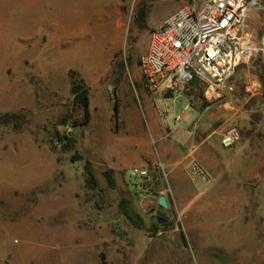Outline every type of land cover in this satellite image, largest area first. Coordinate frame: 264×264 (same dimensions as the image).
Masks as SVG:
<instances>
[{
    "label": "rangeland",
    "instance_id": "obj_1",
    "mask_svg": "<svg viewBox=\"0 0 264 264\" xmlns=\"http://www.w3.org/2000/svg\"><path fill=\"white\" fill-rule=\"evenodd\" d=\"M185 4L0 0V264H264L251 200L244 218L229 209L209 218L206 203L198 201L203 218L192 234L159 163L112 169L113 184L104 175L118 147L129 146V136L143 128L142 95L151 93L138 56L152 29ZM245 35L262 48L264 0L248 11ZM71 75L88 88L84 124ZM263 75L259 50L228 78L233 90L223 99L208 103L191 85L171 99L174 112L185 117L192 104L209 106L223 135L231 128L251 130L255 121L254 141L264 154ZM186 177L197 185L187 170ZM210 180L200 181L206 186ZM161 194L169 199L166 208L157 203ZM156 210L166 222H157ZM217 241L223 248L211 249Z\"/></svg>",
    "mask_w": 264,
    "mask_h": 264
},
{
    "label": "crops",
    "instance_id": "obj_2",
    "mask_svg": "<svg viewBox=\"0 0 264 264\" xmlns=\"http://www.w3.org/2000/svg\"><path fill=\"white\" fill-rule=\"evenodd\" d=\"M149 95H142V130L129 136V146L118 147L110 168L116 172L130 171L133 166H146L148 161L159 163L162 173L170 180L171 199L179 203L192 234L198 232L196 223L203 218L198 217V210L203 207L198 201L206 203L205 216L209 218L223 217V211L227 209L242 214L244 218L251 200L255 232L263 235L257 241L264 245V215L260 214L261 209L264 214V154L254 141L259 124L252 121L247 126H251V130H242L235 146L223 147L220 143L223 123L214 126L215 121L207 112L209 106L200 109L198 104H192L188 108L192 110L190 115L183 117L175 114L171 98L160 94ZM162 110L169 112L165 119L160 116ZM173 114L180 116L179 119L174 120ZM192 158L208 170L212 179L206 186L198 181L192 187L187 180L186 169ZM245 170L251 173L246 174ZM190 193L192 196L186 197ZM166 200L169 203L167 197ZM223 200L226 201L225 207L216 204L218 201L223 203ZM215 224L221 225V220ZM217 242L212 244L211 249L223 248V241Z\"/></svg>",
    "mask_w": 264,
    "mask_h": 264
},
{
    "label": "built area",
    "instance_id": "obj_3",
    "mask_svg": "<svg viewBox=\"0 0 264 264\" xmlns=\"http://www.w3.org/2000/svg\"><path fill=\"white\" fill-rule=\"evenodd\" d=\"M185 1L150 32L148 45L138 56L141 78L152 94L175 99L191 85H198L204 101H219L233 90L227 81L234 70L259 50L264 53L263 44L258 48L245 35L246 15L257 0ZM168 115V111H160L163 119ZM172 118L179 116L173 114ZM239 138L238 129L231 128L220 143L227 147ZM186 170L193 181L211 178L195 158Z\"/></svg>",
    "mask_w": 264,
    "mask_h": 264
},
{
    "label": "trees",
    "instance_id": "obj_4",
    "mask_svg": "<svg viewBox=\"0 0 264 264\" xmlns=\"http://www.w3.org/2000/svg\"><path fill=\"white\" fill-rule=\"evenodd\" d=\"M262 82H263V89H264V75L262 77ZM70 85H71L70 91L73 95L74 101L77 104H79L84 110V121L81 124L87 123L88 117H89L88 88L85 86V83L81 78H77L74 75H71ZM114 109L116 112V104L114 105ZM5 117H8V115L4 116V118ZM112 174H113L112 169H107L104 171V175L106 176V178L110 184H113ZM180 236H181L183 243H186V239H185L183 231H180Z\"/></svg>",
    "mask_w": 264,
    "mask_h": 264
},
{
    "label": "water",
    "instance_id": "obj_5",
    "mask_svg": "<svg viewBox=\"0 0 264 264\" xmlns=\"http://www.w3.org/2000/svg\"><path fill=\"white\" fill-rule=\"evenodd\" d=\"M157 203L160 207L166 208L167 207V200L164 195H159L157 198ZM156 219L158 223H164L167 221V217L165 216L164 213H162L160 210H156Z\"/></svg>",
    "mask_w": 264,
    "mask_h": 264
},
{
    "label": "bare ground",
    "instance_id": "obj_6",
    "mask_svg": "<svg viewBox=\"0 0 264 264\" xmlns=\"http://www.w3.org/2000/svg\"><path fill=\"white\" fill-rule=\"evenodd\" d=\"M263 51H264V41H263Z\"/></svg>",
    "mask_w": 264,
    "mask_h": 264
}]
</instances>
